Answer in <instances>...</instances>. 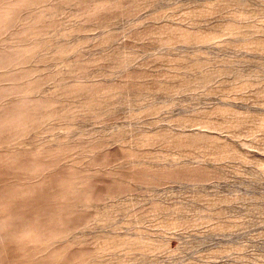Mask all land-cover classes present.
<instances>
[{"label":"rangeland","instance_id":"rangeland-1","mask_svg":"<svg viewBox=\"0 0 264 264\" xmlns=\"http://www.w3.org/2000/svg\"><path fill=\"white\" fill-rule=\"evenodd\" d=\"M0 264H264V0H0Z\"/></svg>","mask_w":264,"mask_h":264}]
</instances>
